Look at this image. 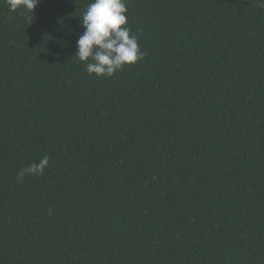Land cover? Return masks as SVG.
I'll use <instances>...</instances> for the list:
<instances>
[{
    "label": "trees",
    "instance_id": "16d2710c",
    "mask_svg": "<svg viewBox=\"0 0 264 264\" xmlns=\"http://www.w3.org/2000/svg\"><path fill=\"white\" fill-rule=\"evenodd\" d=\"M88 3L0 0V264H264V2L126 0L111 77Z\"/></svg>",
    "mask_w": 264,
    "mask_h": 264
},
{
    "label": "clouds",
    "instance_id": "9594fccd",
    "mask_svg": "<svg viewBox=\"0 0 264 264\" xmlns=\"http://www.w3.org/2000/svg\"><path fill=\"white\" fill-rule=\"evenodd\" d=\"M264 2V0H262ZM11 10L36 8L39 0H7ZM83 33L76 41L75 58L86 65L90 75L111 77L125 66L146 56L128 27L126 0H90L80 17ZM50 157L44 156L22 168L17 176L42 175Z\"/></svg>",
    "mask_w": 264,
    "mask_h": 264
}]
</instances>
